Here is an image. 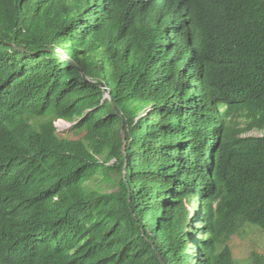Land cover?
I'll use <instances>...</instances> for the list:
<instances>
[{"label": "trees", "instance_id": "obj_1", "mask_svg": "<svg viewBox=\"0 0 264 264\" xmlns=\"http://www.w3.org/2000/svg\"><path fill=\"white\" fill-rule=\"evenodd\" d=\"M262 128L264 0H0V264H242Z\"/></svg>", "mask_w": 264, "mask_h": 264}, {"label": "rangeland", "instance_id": "obj_2", "mask_svg": "<svg viewBox=\"0 0 264 264\" xmlns=\"http://www.w3.org/2000/svg\"><path fill=\"white\" fill-rule=\"evenodd\" d=\"M30 122L34 124L36 122V119L32 118L30 119ZM63 133H66L65 135L69 138H79L83 135L84 132L76 133L71 130L70 127H68L67 129L63 130ZM100 177L101 176H99L98 178H92L87 182V185L89 187H94L104 192L117 190L118 187L116 185H111L107 181L102 182L100 180ZM232 242L234 256L242 264H257L253 260L254 253H258L263 256L264 264V233H262L259 228H246L242 233L234 236L232 238Z\"/></svg>", "mask_w": 264, "mask_h": 264}, {"label": "clouds", "instance_id": "obj_3", "mask_svg": "<svg viewBox=\"0 0 264 264\" xmlns=\"http://www.w3.org/2000/svg\"><path fill=\"white\" fill-rule=\"evenodd\" d=\"M62 120H63V119H62ZM56 121H58V119L55 120V125H56ZM64 121H65V120H64ZM66 123H67V128H68V127L71 128V126L73 125V122H68V121H66ZM56 127H57L58 130H62V129H59L57 125H56ZM67 128H65V129H67ZM63 130H64V129H63ZM63 130H62V131H63ZM247 134L255 135V136H264V128H262V129H254V130H252V131H249Z\"/></svg>", "mask_w": 264, "mask_h": 264}, {"label": "built area", "instance_id": "obj_4", "mask_svg": "<svg viewBox=\"0 0 264 264\" xmlns=\"http://www.w3.org/2000/svg\"><path fill=\"white\" fill-rule=\"evenodd\" d=\"M56 125L58 126L59 129H64L67 128V123L66 121L62 120V119H58V121H56Z\"/></svg>", "mask_w": 264, "mask_h": 264}, {"label": "bare ground", "instance_id": "obj_5", "mask_svg": "<svg viewBox=\"0 0 264 264\" xmlns=\"http://www.w3.org/2000/svg\"><path fill=\"white\" fill-rule=\"evenodd\" d=\"M86 6V5H85Z\"/></svg>", "mask_w": 264, "mask_h": 264}]
</instances>
